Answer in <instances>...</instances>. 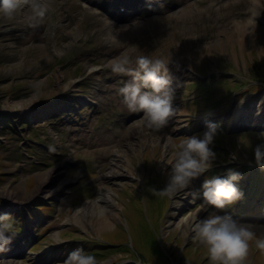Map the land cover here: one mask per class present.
<instances>
[{
	"label": "rangeland",
	"instance_id": "obj_1",
	"mask_svg": "<svg viewBox=\"0 0 264 264\" xmlns=\"http://www.w3.org/2000/svg\"><path fill=\"white\" fill-rule=\"evenodd\" d=\"M113 1L43 0L49 7L39 22L30 6L14 17L0 15V212L20 221L0 264H58L77 246L88 253L108 245L131 251L132 242L156 264L161 253L151 244L159 236L163 251L182 245L181 255L193 246L197 264H214L194 233L184 235L197 216L231 214L258 232L264 228V169L250 160L264 142L253 134L264 137V92L237 91L251 83L253 63L264 61V0H123L116 2L129 8L122 16L104 10ZM140 55L170 56L174 111L162 128L129 111L119 92L129 77L112 71L114 62ZM204 79H211L208 103L225 96L220 103L199 102L196 82ZM206 122L220 124L213 143L220 153L191 194L176 198L182 206L169 201L161 221L166 198L149 188L165 186L162 162ZM222 133L233 134L230 145L220 143ZM232 153L237 159L229 160ZM229 168L240 173L236 187L253 181L258 197L242 192L224 209L201 210L206 173L221 169L215 176H223ZM13 250L18 255H8ZM126 255L98 261L141 264L135 253ZM263 255L254 245L245 264H264Z\"/></svg>",
	"mask_w": 264,
	"mask_h": 264
},
{
	"label": "clouds",
	"instance_id": "obj_2",
	"mask_svg": "<svg viewBox=\"0 0 264 264\" xmlns=\"http://www.w3.org/2000/svg\"><path fill=\"white\" fill-rule=\"evenodd\" d=\"M29 6L32 8L31 19L36 22L46 16L49 7L43 0H0V15L14 17ZM169 62L170 56L165 59L140 55L134 62L125 58L112 65V71L129 77L119 89L123 102L129 111L143 112L150 128L164 127L174 111L169 88ZM216 134L217 125L206 122L201 133L182 139L177 145L175 155L162 162L165 186L152 187L151 192L176 206H182L183 201L176 198L182 194H191L188 190L212 167L217 158L212 147ZM251 146L252 141L249 139L247 148ZM235 159L237 155L232 153L229 160ZM253 162L258 168L264 169V142L256 144ZM239 178L240 173L229 168L223 176L205 179L202 185L204 202L201 210L212 206L224 209L238 199L240 193L234 182ZM19 226L18 218L9 212H0V252L7 250V246L18 233ZM193 233L206 246L214 264H245L254 245L264 248V233L258 232L252 224L238 221L231 214L220 215L212 212L206 218L197 216L196 222L189 225V230L184 235L190 237ZM58 264H100V261L95 255L77 246Z\"/></svg>",
	"mask_w": 264,
	"mask_h": 264
},
{
	"label": "trees",
	"instance_id": "obj_3",
	"mask_svg": "<svg viewBox=\"0 0 264 264\" xmlns=\"http://www.w3.org/2000/svg\"><path fill=\"white\" fill-rule=\"evenodd\" d=\"M260 63H262V64H260ZM250 72H251V75H250L251 83L245 84V85H248L246 89L244 88L243 90H241V89L237 88V91L243 92L245 90H250V92H253L254 90H257V91L262 90L264 92V61L254 62L253 65L250 67ZM258 83H260V85ZM242 85H244V84H241L238 87H243ZM197 86H198V88H197L198 92L197 93L200 96L201 104L204 105L205 107H207V106L210 107L212 104H214V105L218 104L225 97V96L224 97H216L215 99H213V103L211 102L212 104H210V103H208V98H209L208 95H209V90H211V87H210L211 86V79H205L202 82H197ZM208 108H205V109H208ZM250 133H252V132H250ZM253 134L256 136L255 141L260 142V140L262 138V134L259 132H254ZM232 135H226V134L222 133V135L220 136V143H222L223 141H226V143H228L230 145L233 142V138H234ZM221 140H222V142H221ZM250 160L253 161V152H252V156H250ZM216 172H218V171L216 169H213V170L208 171L206 175L209 178H212L215 176ZM255 184L256 183H254L253 181H249L246 184L247 188H245L246 191L244 192L245 197H250V196L258 197L257 194H253V192H252L253 186L256 187ZM158 186L160 188H162L160 186V183ZM237 189H238V191H240V193L244 191L243 188H241V189L237 188ZM150 191H151V189H150ZM167 209H168V200L166 199L165 212L161 218V221L164 219V216H165ZM123 233L124 234L122 235V242H127V233H125V232H123ZM156 239H157V241H155V243L151 244L153 249H155L161 253L160 258L158 259V262L156 264H167L168 261H171L175 264H197L196 263V254L193 253V251H194L193 246L190 247V249H193L192 252H190V253H189V251L184 252V250L187 249V247H186L183 250V252H181V255H179V251H180V248L182 245L179 246L177 249H172V250L169 248V245H167V249H165V251L167 253H164L163 249L161 248L163 252L160 249V245L158 243L159 242L158 237ZM122 242L114 241V243L116 245H123ZM95 243H93V244H95ZM93 244H91V245H93ZM108 247H109V250L106 252H104V251H100V252L92 251L91 254L95 255L97 257V259H99V258L106 259L113 254L126 253L127 257H135L136 256L139 259V261L141 262V264H145V263L152 264L151 261H149L148 258L143 253H139V251L137 252L136 249L134 248V246L131 250L133 253L126 246H125V248H118V246H115V245H113V246L108 245ZM104 249H106V248H104ZM134 253L136 254L135 256H134ZM260 254H261V251L258 253L257 258ZM186 255H188V256H186Z\"/></svg>",
	"mask_w": 264,
	"mask_h": 264
},
{
	"label": "bare ground",
	"instance_id": "obj_4",
	"mask_svg": "<svg viewBox=\"0 0 264 264\" xmlns=\"http://www.w3.org/2000/svg\"><path fill=\"white\" fill-rule=\"evenodd\" d=\"M208 1H209V0H201V2H203V3H204V2H208ZM217 3L219 4L218 1H217ZM129 5H130V4H129ZM128 9H129V8H128ZM128 9H127V10H128ZM55 108H56V105H53V106H51V107L49 108V110L52 111V110H54ZM238 122H239L238 120H234V121H233V123H238ZM194 183H195V182H194ZM192 186H194V184H193ZM257 228L259 229V232L264 233V228H262V227L259 228V226H258ZM10 254H11V256H16V255H18L17 252L14 251V250H13V251H10V253H9L8 255H10ZM0 256H3V255L1 254V252H0ZM9 257H10V256H9ZM9 257H8V258H9Z\"/></svg>",
	"mask_w": 264,
	"mask_h": 264
}]
</instances>
